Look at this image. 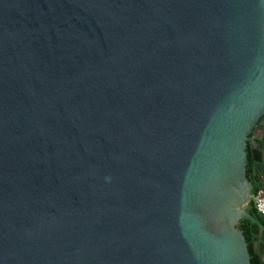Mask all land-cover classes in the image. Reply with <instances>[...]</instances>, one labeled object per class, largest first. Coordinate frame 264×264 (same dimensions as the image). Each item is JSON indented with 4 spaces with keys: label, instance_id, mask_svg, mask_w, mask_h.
Here are the masks:
<instances>
[{
    "label": "water",
    "instance_id": "95a60500",
    "mask_svg": "<svg viewBox=\"0 0 264 264\" xmlns=\"http://www.w3.org/2000/svg\"><path fill=\"white\" fill-rule=\"evenodd\" d=\"M258 190L264 0H0V264H264Z\"/></svg>",
    "mask_w": 264,
    "mask_h": 264
},
{
    "label": "trees",
    "instance_id": "16d2710c",
    "mask_svg": "<svg viewBox=\"0 0 264 264\" xmlns=\"http://www.w3.org/2000/svg\"><path fill=\"white\" fill-rule=\"evenodd\" d=\"M249 213L252 216H258L260 225L264 228V217H261L257 214V212L253 209L252 204L249 203ZM240 229L243 231V234L245 236L246 242L248 244V250L250 254V264H261L258 254L254 250V243L251 240V234H250V223L248 221H243L240 224Z\"/></svg>",
    "mask_w": 264,
    "mask_h": 264
},
{
    "label": "built area",
    "instance_id": "2783aa9c",
    "mask_svg": "<svg viewBox=\"0 0 264 264\" xmlns=\"http://www.w3.org/2000/svg\"><path fill=\"white\" fill-rule=\"evenodd\" d=\"M250 203L257 214L264 217V191L258 190L255 194L251 195Z\"/></svg>",
    "mask_w": 264,
    "mask_h": 264
},
{
    "label": "crops",
    "instance_id": "0c3cea01",
    "mask_svg": "<svg viewBox=\"0 0 264 264\" xmlns=\"http://www.w3.org/2000/svg\"><path fill=\"white\" fill-rule=\"evenodd\" d=\"M254 137L255 138H258V139H261L263 137V132L262 130H256L255 133H254ZM259 140H257L258 142ZM264 250V248H263ZM262 260L264 261V254L261 256Z\"/></svg>",
    "mask_w": 264,
    "mask_h": 264
}]
</instances>
